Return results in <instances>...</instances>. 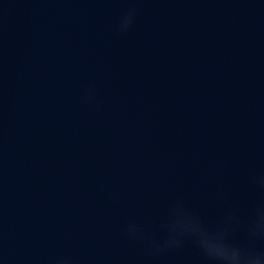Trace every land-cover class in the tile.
<instances>
[{
	"label": "water",
	"instance_id": "obj_1",
	"mask_svg": "<svg viewBox=\"0 0 264 264\" xmlns=\"http://www.w3.org/2000/svg\"><path fill=\"white\" fill-rule=\"evenodd\" d=\"M262 178L264 0H0V264H264Z\"/></svg>",
	"mask_w": 264,
	"mask_h": 264
},
{
	"label": "clouds",
	"instance_id": "obj_2",
	"mask_svg": "<svg viewBox=\"0 0 264 264\" xmlns=\"http://www.w3.org/2000/svg\"><path fill=\"white\" fill-rule=\"evenodd\" d=\"M131 13L121 22V31H126L131 24ZM260 183L264 185V178ZM176 219L170 225V236L165 242L166 247L175 246L179 243L177 237L192 235L204 255L212 260L218 261L219 264H260V257L250 256L240 248L226 242L227 229L209 231L205 229L194 215L184 212L182 208L174 210ZM255 228L264 229V210L258 214L255 222ZM130 233L137 231L134 225L129 227ZM160 250V246H156Z\"/></svg>",
	"mask_w": 264,
	"mask_h": 264
}]
</instances>
